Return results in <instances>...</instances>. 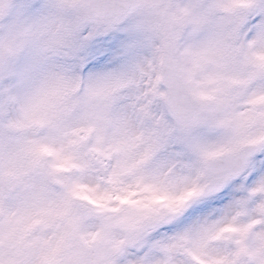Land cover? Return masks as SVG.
I'll return each mask as SVG.
<instances>
[{
	"label": "snow or ice",
	"instance_id": "6c2138e0",
	"mask_svg": "<svg viewBox=\"0 0 264 264\" xmlns=\"http://www.w3.org/2000/svg\"><path fill=\"white\" fill-rule=\"evenodd\" d=\"M0 264H264V0H0Z\"/></svg>",
	"mask_w": 264,
	"mask_h": 264
}]
</instances>
